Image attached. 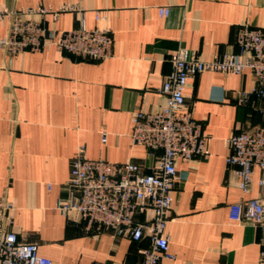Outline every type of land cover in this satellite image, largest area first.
Here are the masks:
<instances>
[{
  "label": "crops",
  "instance_id": "0c3cea01",
  "mask_svg": "<svg viewBox=\"0 0 264 264\" xmlns=\"http://www.w3.org/2000/svg\"><path fill=\"white\" fill-rule=\"evenodd\" d=\"M66 5L73 11H60ZM164 7L169 14L161 17ZM26 9L45 10L29 18L56 32L76 27L81 14L87 29L109 32L113 50L97 62L53 46L11 59L0 50V199L12 206L10 228L52 264H142L148 239L86 232L74 214L55 210L66 196L76 149L82 146L88 160L130 162L150 172L156 160L132 145V117L164 105L160 89L172 70L170 54L186 50L211 60L238 53L241 26L264 31V0H0V12ZM8 24L4 16L1 35ZM253 85L248 71L205 72L188 80L185 104L204 124L209 155L176 162L165 228L174 259L159 264H258L262 230L230 221L229 207L264 194L257 184L261 172L254 169L249 191L242 193L226 164L225 145L230 135L264 125L263 100L238 103L239 90ZM145 217L138 214L136 221Z\"/></svg>",
  "mask_w": 264,
  "mask_h": 264
},
{
  "label": "built area",
  "instance_id": "2783aa9c",
  "mask_svg": "<svg viewBox=\"0 0 264 264\" xmlns=\"http://www.w3.org/2000/svg\"><path fill=\"white\" fill-rule=\"evenodd\" d=\"M67 10L73 11V7L60 8V11ZM158 12L165 17L169 8H159ZM45 13L43 9H26L16 14L0 12V27L4 16L9 17L7 33L0 34V50L10 59L27 51L41 52L48 46L85 61L97 62L111 57L113 39L109 32L87 29L81 14L76 27L60 32L49 31L41 21L29 18ZM17 15L28 18L21 20ZM95 18L99 21L101 13L96 12ZM235 44L238 53H223L211 60H203L186 50L171 53L172 70L160 89L164 105L154 112L140 111L132 117L131 143L145 148L148 155L155 158L153 169L147 173L145 167L130 162L88 160L80 146L71 162L66 196L57 200L55 210L65 216L74 214L86 232L106 231L113 238L128 236L135 242L148 239L150 247L141 252L142 264L173 260L165 228L178 180L176 162L209 155L204 124L193 118L185 104L188 80L205 72L241 75L248 71L254 85L249 90H239L238 103L245 105L251 98L264 101V31L243 25L236 34ZM225 145L229 150L226 164L232 168L237 188L247 193L253 171L258 169L261 176L257 184L264 190V125L230 135ZM11 209L9 202L0 199V264H52L38 254L36 244L18 241L17 234L10 228ZM138 214L146 216L144 222L136 221ZM229 220L248 222L262 230L258 264H264V194L246 203L232 204Z\"/></svg>",
  "mask_w": 264,
  "mask_h": 264
}]
</instances>
